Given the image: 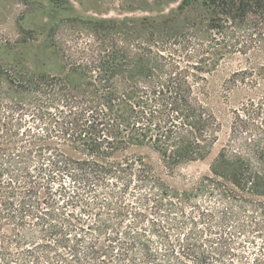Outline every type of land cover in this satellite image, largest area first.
I'll return each mask as SVG.
<instances>
[{
    "label": "trees",
    "instance_id": "16d2710c",
    "mask_svg": "<svg viewBox=\"0 0 264 264\" xmlns=\"http://www.w3.org/2000/svg\"><path fill=\"white\" fill-rule=\"evenodd\" d=\"M207 20L80 21L70 76L0 67V264H264V64L191 188L147 160L204 159L221 123L208 75L264 44V0H215ZM59 43V45H58ZM69 43V44H68Z\"/></svg>",
    "mask_w": 264,
    "mask_h": 264
},
{
    "label": "rangeland",
    "instance_id": "374dc122",
    "mask_svg": "<svg viewBox=\"0 0 264 264\" xmlns=\"http://www.w3.org/2000/svg\"><path fill=\"white\" fill-rule=\"evenodd\" d=\"M215 0H0V67L27 76L50 73L70 76L82 81L78 74L69 71L51 36V29L64 23L56 35L63 46L70 33L85 25L74 27L69 20L109 21L144 18L161 20L175 16L179 22L207 21L213 13ZM69 44V43H68ZM59 45V43H58ZM264 64V44L257 43L245 53L229 54L208 75V97L205 101L221 123L219 139L204 158L181 164L170 170L160 155L152 149L141 152L173 186L191 188L203 176L211 173V166L229 139L232 110L251 94L242 86H233L230 79L234 72ZM251 264H253L251 262Z\"/></svg>",
    "mask_w": 264,
    "mask_h": 264
}]
</instances>
